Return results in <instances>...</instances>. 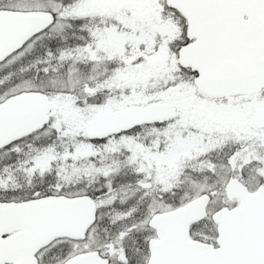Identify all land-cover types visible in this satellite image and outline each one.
Wrapping results in <instances>:
<instances>
[{"label": "snow or ice", "instance_id": "6c2138e0", "mask_svg": "<svg viewBox=\"0 0 264 264\" xmlns=\"http://www.w3.org/2000/svg\"><path fill=\"white\" fill-rule=\"evenodd\" d=\"M0 264H264V0H0Z\"/></svg>", "mask_w": 264, "mask_h": 264}]
</instances>
